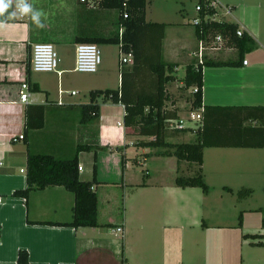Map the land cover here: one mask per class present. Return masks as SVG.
Here are the masks:
<instances>
[{"label":"crops","instance_id":"crops-1","mask_svg":"<svg viewBox=\"0 0 264 264\" xmlns=\"http://www.w3.org/2000/svg\"><path fill=\"white\" fill-rule=\"evenodd\" d=\"M213 1V21L237 25L250 43L240 51L235 43L226 42L223 55L212 54L237 65L202 67L201 115L206 107L264 108V0ZM196 2L145 0V22L167 25L161 60L175 65L173 75L180 85L195 56V42L198 48L193 28ZM29 3L42 10L44 27H37L30 16H0L4 24L0 27V264H15L22 250L29 264H186L192 245L208 264L217 258L221 264H264V148L205 147L201 170L208 193L177 187L176 177H192L196 165L163 156V149L140 146L153 138L124 126L121 103L99 96L98 119L80 122L79 106L90 102L91 91L119 89V46L98 45L102 61L92 74L74 70L75 46L88 38L121 35L118 11L90 8L79 0ZM13 10L14 6L9 13ZM46 41L56 48L58 68L33 72L31 45ZM179 70L181 77L176 75ZM23 83L28 85L25 103L20 102ZM202 125L203 118L200 129ZM243 126L255 123L246 121ZM221 131L239 133L237 127ZM221 131L210 137L222 142ZM19 136L23 139H11ZM78 145L93 148L78 154V176L80 181L95 178L99 183L95 186L99 225L120 223L123 197L119 232L58 225L73 217L74 195L64 187L32 190L26 198L13 195L27 188L29 155L71 159ZM242 189L253 193L239 200L236 194ZM191 223L200 229L194 239L186 234Z\"/></svg>","mask_w":264,"mask_h":264},{"label":"trees","instance_id":"trees-1","mask_svg":"<svg viewBox=\"0 0 264 264\" xmlns=\"http://www.w3.org/2000/svg\"><path fill=\"white\" fill-rule=\"evenodd\" d=\"M97 8L104 10H117L119 22L123 29L121 35L110 38H88L79 43L114 44L119 46V54H132V64L124 69L120 66L121 85L117 90H95L89 93L90 102L80 105L81 123H92L99 117V104L96 98L103 96L113 103H121L125 109L123 124L127 128H136L139 136L152 137L149 142L140 143V146L163 149L161 155L175 157L196 165V172L192 177L177 176L175 185L180 188L196 187L208 193L209 188L202 176V152L205 147H244L264 148V108H210L203 112V125L197 132L195 142L167 143L165 141L168 123L178 118V110L165 108L170 96L166 90L168 84L176 81L174 64L164 63L161 60V42L164 37L165 24H148L145 22V0H130L127 8L122 7L121 0H95ZM81 3V2H80ZM86 4V3H81ZM126 13L127 18L123 15ZM214 9H202L199 18L206 15L214 16ZM197 41L208 43L215 36L221 35L229 44L235 43L238 50L250 43V39L242 32L241 37L236 36L238 26L225 22L201 21L193 25ZM241 55V54H240ZM235 66L237 62H223L206 60L202 64H189L185 68L182 83L185 89L195 88L192 92L191 110L202 107V87L204 66ZM227 111L228 113H223ZM246 121L255 123V126H243ZM223 124V125H222ZM237 127L239 133L225 134L221 129ZM220 128V130H219ZM181 131V130H179ZM221 131L225 138L221 141L213 140L210 136ZM229 131V130H228ZM93 149L91 146L78 145L76 153L71 159L58 160L52 156L29 155L27 158L26 182L27 188L14 192L15 197L26 198L32 190L43 189L48 186H61L74 195L73 217L68 224H58L73 228L78 227H107L121 229L123 222L122 199L119 207L118 224L99 225L97 221L98 196L95 186L99 183L93 178L90 182L80 181L78 176V154ZM120 150V149H118ZM124 158H122V169ZM96 171L94 158L93 177ZM231 192L229 189H225ZM250 189L237 192V199L250 197ZM239 225L242 223L239 216ZM15 264H29L27 252L19 251Z\"/></svg>","mask_w":264,"mask_h":264},{"label":"built area","instance_id":"built-area-1","mask_svg":"<svg viewBox=\"0 0 264 264\" xmlns=\"http://www.w3.org/2000/svg\"><path fill=\"white\" fill-rule=\"evenodd\" d=\"M81 3H86L87 6L90 8L96 7L97 3L95 0H79ZM130 0H121L122 7L124 9L127 8V5ZM216 7V2L213 0H197L195 5V11L198 14V16L193 20V25H198L203 20L204 22H208L213 20V16L206 15L203 19L199 18V13L202 9L210 10L214 9ZM20 16V15H19ZM21 18L24 16H20ZM123 18L126 19L127 15L126 13L123 15ZM242 30L238 29L236 32L237 37L242 36ZM205 42L198 41V53H199V59L202 58L203 51L209 50L210 52H216L222 50V48L225 46L226 41L221 35L215 36L212 40L209 41L208 44L210 46L206 47ZM75 66L74 70L78 73H87L92 74L95 73L99 66L101 65V52L98 45L93 43H79L75 46ZM194 55L197 56V53H194ZM58 55L54 48V46L51 43H35L31 45L30 49V68L33 72H42V73H50V72H56L58 68ZM132 64V54H119V65L120 66H126ZM199 64H202L200 61ZM243 65H247V61H243ZM21 90H23L25 93L20 95V102L25 103L27 99V91H28V85L26 83L21 84ZM193 92L196 91L195 88L192 90ZM72 95L75 93L72 92ZM202 108L198 109L197 111H190L188 115L187 121L193 124H199V127H201L202 122ZM168 124H171L175 126V129L177 130H183L186 129V126L184 125L183 120H171ZM188 129V128H187ZM13 141H16L18 139H23V136L19 137H13L11 138ZM80 170V168L78 169ZM118 232L120 229L117 230Z\"/></svg>","mask_w":264,"mask_h":264},{"label":"rangeland","instance_id":"rangeland-1","mask_svg":"<svg viewBox=\"0 0 264 264\" xmlns=\"http://www.w3.org/2000/svg\"><path fill=\"white\" fill-rule=\"evenodd\" d=\"M195 12V11H194ZM190 30V29H189ZM47 38L50 37L49 33L46 34ZM48 41V40H47ZM43 42V43H49V42ZM209 43V42H208ZM205 44L206 47L210 46V44ZM193 48L195 49V53H197V56L191 57V64L198 65L199 62L201 61L202 63L205 62L206 60H212L211 57L213 58H218L216 61H220V58L217 57L218 55H212V54H219L223 55V53L226 50V47L224 46L221 51H216V52H210L209 50L206 49V51H203L202 58L199 59V53L197 49V42L193 44ZM56 50V48H55ZM197 50V51H196ZM57 52V51H56ZM226 57H228L226 55ZM59 58V57H58ZM102 58V55H101ZM163 59L165 61H168L167 56H163ZM215 61V60H214ZM130 65H126L123 68H129ZM177 76L181 77L183 75V71L179 70V72L176 73ZM182 82V81H181ZM166 90L170 96V100L166 103L165 108L171 109L173 106L171 105V102L174 104V107H176L180 113L178 118L176 120H183L184 125L186 126V129H183L181 131L175 129V126L171 124H168L167 130H166V136H165V141L170 142V143H188V142H193L195 141L196 134L198 130L200 129L199 124H193L187 121L188 115L190 112V106H191V101H192V92L188 94V90L185 89L183 83L180 85V82L176 79L171 84H168L166 87ZM180 108V109H179ZM192 127V128H190ZM190 128V129H187ZM191 139V140H189ZM160 151V150H159ZM166 151V150H163ZM192 168V167H191ZM195 170V168L193 167ZM192 169V171H193ZM193 174L190 173V175L187 176H192ZM262 195L259 193V196L257 197L259 200ZM199 227L196 224H188L186 227V234L187 237L190 239H194L193 236L195 233L198 232ZM189 251V250H188ZM186 264H208L206 262H202L203 258L200 257L199 255L197 256L193 245L191 246V251L186 253ZM212 264H221V260L217 258L216 260H213Z\"/></svg>","mask_w":264,"mask_h":264},{"label":"clouds","instance_id":"clouds-1","mask_svg":"<svg viewBox=\"0 0 264 264\" xmlns=\"http://www.w3.org/2000/svg\"><path fill=\"white\" fill-rule=\"evenodd\" d=\"M14 10L9 13V9ZM8 13L9 18L15 17L17 14L20 16H30L33 23L37 27H44L41 22V17L43 15L42 10L33 7L29 0H0V16H4ZM3 21H0V27H3Z\"/></svg>","mask_w":264,"mask_h":264}]
</instances>
